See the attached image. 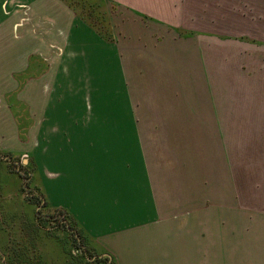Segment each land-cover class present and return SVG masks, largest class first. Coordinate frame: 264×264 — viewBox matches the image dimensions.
Masks as SVG:
<instances>
[{
  "label": "crops",
  "instance_id": "1",
  "mask_svg": "<svg viewBox=\"0 0 264 264\" xmlns=\"http://www.w3.org/2000/svg\"><path fill=\"white\" fill-rule=\"evenodd\" d=\"M21 1L46 13L52 22L49 36L66 45L64 58L73 54L94 67L110 65L117 78L121 43L135 41L139 32L146 41L156 32L185 41L164 56L158 51L150 56L192 59L186 69L195 75L191 102H206L207 113L177 116L176 131L168 135L180 151L172 179L161 165L152 168L137 148L135 119L129 116L126 130L77 134L78 141L63 142L58 155L50 148L45 170L37 153V112L48 90L52 95L44 81L53 84L56 67L47 46L26 29L13 31L10 10L0 6V161L10 157L5 152L30 157L31 177L49 204L68 211L89 244L115 260L121 261L116 243L131 237L146 256L160 258L142 259L145 264H264V72L238 78L225 72L218 94L199 68V33L180 28L182 0ZM67 67L61 64L57 73L67 74ZM156 69L153 74L163 73L161 66ZM183 93L182 87V102H188ZM169 190L190 209L169 210Z\"/></svg>",
  "mask_w": 264,
  "mask_h": 264
},
{
  "label": "rangeland",
  "instance_id": "2",
  "mask_svg": "<svg viewBox=\"0 0 264 264\" xmlns=\"http://www.w3.org/2000/svg\"><path fill=\"white\" fill-rule=\"evenodd\" d=\"M182 3L184 13L180 28L199 33L195 40L198 44L194 42L200 45L202 54L199 68L200 71L204 68L205 77L212 78L217 93L223 86L225 72L230 71L236 78L257 69L264 72V0H182ZM0 6L10 10L8 13L13 17V31L20 29L24 32L26 29L47 46L52 64L56 67L50 76L53 84L51 80L44 81L51 86L52 95L48 90V100L41 102L37 112V153L42 157L45 170L50 148H53V155H58L57 149L62 148L63 142L78 141L75 138L79 136L77 134L85 136L86 132L89 136L99 131L126 130V118L129 116L135 119L137 148L142 149L147 162L157 170L161 165L167 176L174 178L177 172L176 154H180V151H176L175 139H169L168 135L170 137L176 131L177 116L207 113V108L202 106L206 102H191L192 77L195 75L186 69L192 66V59L159 61L150 54L158 51L164 56L185 41L180 43L170 35H159L158 32L154 33L152 40L146 41L140 39L142 33L139 32L135 41L121 43L123 57L117 78L116 74H111L110 65L101 69L98 65L92 66L90 60L76 58L73 54L64 58L66 45L49 36L53 32L52 22L41 7H32L21 0H0ZM177 8L180 10L179 6ZM169 30L168 33H172ZM126 51L130 52L131 57L125 58ZM61 64L68 66L67 74L57 73ZM158 66L163 68V73L153 74ZM182 67L185 69L182 70ZM148 70L152 74L146 73ZM182 87L185 95L183 101L188 102H182ZM219 109L222 114V107ZM113 116L117 117L114 119ZM130 126L133 127V121ZM182 150L187 152L184 148ZM6 160L4 157L0 161L1 261L12 262L10 253L14 249L23 252L22 241L33 235L43 264H129V260H141L145 264L147 262L142 259L160 260L146 256V250L142 247L139 249L140 243L137 244L131 237H127L122 244L116 243L114 251L121 261L89 244V239L87 247L82 243L83 251L78 252L72 244L75 232L59 224L57 221L62 216L54 213L53 208L45 207L41 198L39 201L36 199L37 193L41 192L38 190L40 185L30 177L32 167L26 170L22 166L31 165L30 157L11 155ZM183 162L185 159L180 157L179 163ZM168 200V206H173L169 210L175 211V207L184 205L179 203L176 192L171 190ZM186 205L182 208L184 211L190 209ZM32 223L34 226L30 227ZM36 226L41 227L36 229Z\"/></svg>",
  "mask_w": 264,
  "mask_h": 264
},
{
  "label": "trees",
  "instance_id": "3",
  "mask_svg": "<svg viewBox=\"0 0 264 264\" xmlns=\"http://www.w3.org/2000/svg\"><path fill=\"white\" fill-rule=\"evenodd\" d=\"M3 155H10V153H3ZM23 168H25L26 170H29V166H31L29 163L28 164H22ZM29 174H30V177L32 176V173L31 171L29 170ZM38 190H41V188H38ZM45 194L42 192L39 191L37 193V195L35 196L36 199L39 201V200H43V205L45 207H51L54 209V213L56 214H59L60 216H62L61 220L57 221L59 224H61L62 226L66 225L67 227L71 228L74 233V237H72V244L75 245L77 248V251L78 252H81L83 251V248H82V243L85 245V247H87V235L86 233L84 232L83 228L78 224V222L71 216V214L66 211L65 209H62V208H54L52 207L47 198H46V195L44 196ZM42 196V197H41ZM41 198V199H40ZM72 221H73V224H72ZM38 225V224H37ZM34 226V224L32 223L30 225V227ZM41 226H36L35 228L36 229H39ZM33 229V228H32ZM34 232V231H33ZM36 232V231H35ZM37 234V233H36ZM32 236V234H31ZM25 242V243H24ZM81 242V243H80ZM18 243V242H16ZM21 243V241H20ZM30 247H29V246ZM95 247V246H94ZM21 248H23V252H16V250L12 251L11 254V260L12 262H5V261H1L0 260V264H21V261L23 262V264H43L42 263V257L40 256L39 252L38 251V248L36 249V238H35V235H33L32 237H30L28 240H24L22 241V246ZM84 251H86V249H84ZM1 254V252H0ZM39 258V260L37 259ZM1 259V258H0ZM20 261L19 263L16 261ZM99 260L101 261V258H99Z\"/></svg>",
  "mask_w": 264,
  "mask_h": 264
}]
</instances>
